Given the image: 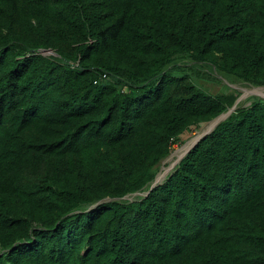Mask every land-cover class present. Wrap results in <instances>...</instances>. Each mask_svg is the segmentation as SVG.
I'll use <instances>...</instances> for the list:
<instances>
[{"label": "trees", "instance_id": "trees-1", "mask_svg": "<svg viewBox=\"0 0 264 264\" xmlns=\"http://www.w3.org/2000/svg\"><path fill=\"white\" fill-rule=\"evenodd\" d=\"M182 58L264 86V0H0V264H264V101L152 188L237 100Z\"/></svg>", "mask_w": 264, "mask_h": 264}, {"label": "rangeland", "instance_id": "rangeland-1", "mask_svg": "<svg viewBox=\"0 0 264 264\" xmlns=\"http://www.w3.org/2000/svg\"><path fill=\"white\" fill-rule=\"evenodd\" d=\"M179 64L185 67V69L190 71L191 76H193L191 77V79L194 80L193 82L199 87L203 88L206 92L214 94V95L228 93V94H235L237 96V100L235 104L233 105L235 106V108H233V106L229 108V110L224 113L226 116L221 122L226 121L236 111L237 108L247 107L257 98L264 101V92L262 93L254 92V90L257 88L264 89V86L253 85L247 82L240 81L236 79L235 77H229L223 74L221 71H219L216 67H214L211 64L196 63L188 58H182L179 61ZM178 75H181V74H178ZM248 90L250 91V93L246 96L245 93ZM210 122L211 121L202 123L201 125L196 127L192 132H187L186 134L181 136L180 141H178V143L174 146L173 151L175 152L178 148H181L189 140L190 141L194 140L210 124ZM173 151L170 154V156L161 163L159 167L158 175L163 171V169L169 168L171 166L172 163L171 161H169V158L173 155L174 153ZM178 164H176L169 171L168 175L178 166ZM156 179H155V182H156ZM164 180L161 182H164ZM145 193L146 192H139L133 195H128L125 197V199L129 201H134V200H137L145 196L146 195Z\"/></svg>", "mask_w": 264, "mask_h": 264}, {"label": "bare ground", "instance_id": "bare-ground-1", "mask_svg": "<svg viewBox=\"0 0 264 264\" xmlns=\"http://www.w3.org/2000/svg\"><path fill=\"white\" fill-rule=\"evenodd\" d=\"M254 89V88H253ZM253 92V91H252ZM254 92H264V89L262 88H257L254 90ZM250 93V91H246V96ZM244 96V95H243ZM225 114L214 119L213 121L210 122V124L194 139V140H189L185 145H183L181 148H178L173 155L169 158V161H171V166L169 168L163 169V171L158 175L156 182L155 183H161L166 176L168 175L169 171L176 165L178 164L181 159L186 155V153L201 139L202 136H204L206 133L212 131L224 118ZM154 183V182H153ZM152 186V185H151ZM146 194V193H145ZM132 200V199H131Z\"/></svg>", "mask_w": 264, "mask_h": 264}, {"label": "water", "instance_id": "water-1", "mask_svg": "<svg viewBox=\"0 0 264 264\" xmlns=\"http://www.w3.org/2000/svg\"><path fill=\"white\" fill-rule=\"evenodd\" d=\"M43 53H54V51H53V50H48V51H43ZM233 108H235V106H233ZM222 115H224V113L221 114L220 116H222ZM220 116H218V117H220ZM218 117H217V118H218ZM218 125H219V124H218ZM218 125H217V126H218ZM217 126H216V127H217ZM216 127H215L212 131H210V132L206 133L204 136H202L201 139L204 138L206 135L212 133V132L216 129ZM201 139H200V140H201ZM200 140H199V141H198V142H197V143H196V144H195V145H194V146H193V147H192V148L186 153V155H187V154H188V153H189V152H190V151H191V150H192V149H193V148H194V147L200 142ZM186 155H185V156H186ZM185 156H184V157H185ZM184 157H183V158H184ZM183 158H182V159H183ZM182 159H181V160H182ZM180 162H181V161H180ZM180 162H179V163H180ZM161 183H162V182H161ZM158 184H159V183H154L153 186H152V188L155 187V186L158 185Z\"/></svg>", "mask_w": 264, "mask_h": 264}, {"label": "built area", "instance_id": "built-area-1", "mask_svg": "<svg viewBox=\"0 0 264 264\" xmlns=\"http://www.w3.org/2000/svg\"><path fill=\"white\" fill-rule=\"evenodd\" d=\"M107 78L108 76L106 74L101 77L102 80L107 79Z\"/></svg>", "mask_w": 264, "mask_h": 264}]
</instances>
